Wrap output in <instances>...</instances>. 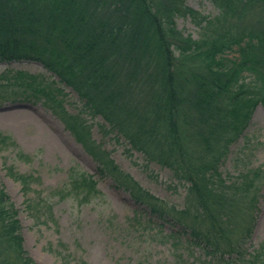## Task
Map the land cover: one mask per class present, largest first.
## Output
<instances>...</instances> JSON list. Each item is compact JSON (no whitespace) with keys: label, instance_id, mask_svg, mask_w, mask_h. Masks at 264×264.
I'll return each mask as SVG.
<instances>
[{"label":"trees","instance_id":"trees-1","mask_svg":"<svg viewBox=\"0 0 264 264\" xmlns=\"http://www.w3.org/2000/svg\"><path fill=\"white\" fill-rule=\"evenodd\" d=\"M212 2L218 11L207 15L187 0H0V61L36 60L59 78L2 72L0 103L43 99L99 171L143 206L148 221L174 226L167 236L176 245L201 248L191 264H264V241L247 246L259 209V168L234 176L221 171L231 145L264 106V0ZM188 16L197 37L177 27V18ZM62 85L103 118L105 133L126 139L128 152L143 153L187 185L182 208L119 169L83 111L67 108ZM10 172L28 194L34 176ZM95 191L94 176L80 172L59 196L86 202ZM35 200L26 206L37 215ZM0 264H38L1 183Z\"/></svg>","mask_w":264,"mask_h":264},{"label":"rangeland","instance_id":"rangeland-1","mask_svg":"<svg viewBox=\"0 0 264 264\" xmlns=\"http://www.w3.org/2000/svg\"><path fill=\"white\" fill-rule=\"evenodd\" d=\"M187 4L203 14L218 10L212 0H187ZM177 27L185 34L199 35L191 18L178 17ZM25 71L58 79L36 60L0 61V73ZM250 75L246 80H251ZM65 105L72 112L83 111L92 123V134L119 169L131 174L140 185L156 196L182 208L187 185L172 170L143 153L127 151L130 144L116 133H105L102 117L87 111L84 100L69 86H64ZM11 91V90H9ZM99 162L66 128L63 120L42 100L0 103V183L19 209L24 247L38 264H191L203 251L189 250L188 244L176 245L167 234L174 226L158 227L148 221L139 206L123 187L117 186L110 174L99 171ZM14 171L32 174L31 190L26 194ZM259 168V209L256 224L247 246L253 250L264 241V106L259 104L243 134L231 145L221 165L224 176ZM89 173L96 180L97 191L90 200L67 197L73 176ZM42 195L46 199L38 198ZM36 199L32 214L27 199ZM140 214V219L137 218ZM161 231H158V230ZM185 239V237H184Z\"/></svg>","mask_w":264,"mask_h":264}]
</instances>
